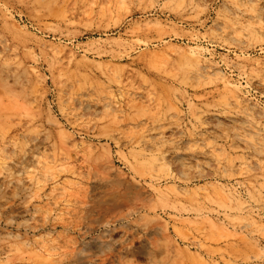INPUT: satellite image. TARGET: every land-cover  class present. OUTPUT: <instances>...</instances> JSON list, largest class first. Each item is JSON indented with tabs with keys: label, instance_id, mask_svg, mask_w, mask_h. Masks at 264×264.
<instances>
[{
	"label": "rangeland",
	"instance_id": "obj_1",
	"mask_svg": "<svg viewBox=\"0 0 264 264\" xmlns=\"http://www.w3.org/2000/svg\"><path fill=\"white\" fill-rule=\"evenodd\" d=\"M0 264H264V0H0Z\"/></svg>",
	"mask_w": 264,
	"mask_h": 264
},
{
	"label": "bare ground",
	"instance_id": "obj_2",
	"mask_svg": "<svg viewBox=\"0 0 264 264\" xmlns=\"http://www.w3.org/2000/svg\"><path fill=\"white\" fill-rule=\"evenodd\" d=\"M234 94H236V90H234ZM87 108H89V105L87 104V106H86ZM29 159V162L32 164V163H34L35 162V160H34V158L33 157H30V158H28ZM37 164V163H36ZM41 165V164H40ZM38 197V195L37 194H32L31 195V198L32 199H35V198H37ZM31 198L29 199V200H31ZM44 201V200H43ZM36 204V203H35ZM49 230V229H48ZM45 232V231H44ZM36 244H39L40 246H34V249H37L36 251H39L40 253H43V251L44 250H42L43 248H44V244L42 243V244H40L39 242H36ZM41 255V254H40Z\"/></svg>",
	"mask_w": 264,
	"mask_h": 264
}]
</instances>
